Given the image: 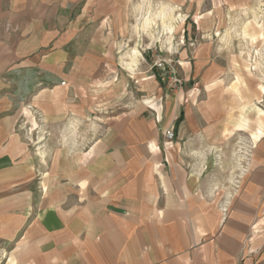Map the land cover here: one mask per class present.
<instances>
[{"label": "crops", "instance_id": "0c3cea01", "mask_svg": "<svg viewBox=\"0 0 264 264\" xmlns=\"http://www.w3.org/2000/svg\"><path fill=\"white\" fill-rule=\"evenodd\" d=\"M131 6L0 0V264H264V92H160Z\"/></svg>", "mask_w": 264, "mask_h": 264}, {"label": "rangeland", "instance_id": "374dc122", "mask_svg": "<svg viewBox=\"0 0 264 264\" xmlns=\"http://www.w3.org/2000/svg\"><path fill=\"white\" fill-rule=\"evenodd\" d=\"M139 1L130 0L131 13L144 19L139 31L156 41L142 51L140 74L154 79L160 92L178 93L185 86L201 92L207 64L213 66L212 76L228 77L229 85L254 81L257 97L264 92V0H145L141 12ZM161 7L163 18L156 15ZM182 52L188 70L180 62ZM171 71L184 79L181 86L169 85Z\"/></svg>", "mask_w": 264, "mask_h": 264}, {"label": "built area", "instance_id": "2783aa9c", "mask_svg": "<svg viewBox=\"0 0 264 264\" xmlns=\"http://www.w3.org/2000/svg\"><path fill=\"white\" fill-rule=\"evenodd\" d=\"M170 74H172V75H168V77H166L168 82H169V85L176 87V86H181L184 83V79L175 76V73L173 71H171ZM162 79H164V78L162 77ZM163 137H164V140L168 141V142L173 140L174 131L172 129H165L163 131Z\"/></svg>", "mask_w": 264, "mask_h": 264}, {"label": "bare ground", "instance_id": "6f19581e", "mask_svg": "<svg viewBox=\"0 0 264 264\" xmlns=\"http://www.w3.org/2000/svg\"><path fill=\"white\" fill-rule=\"evenodd\" d=\"M156 15L160 18H163V15H164V8L161 7L158 9V11L156 12Z\"/></svg>", "mask_w": 264, "mask_h": 264}]
</instances>
